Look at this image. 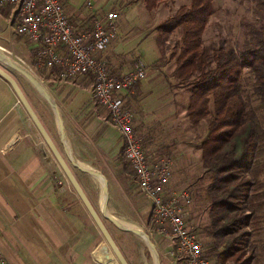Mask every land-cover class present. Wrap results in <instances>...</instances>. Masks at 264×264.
Wrapping results in <instances>:
<instances>
[{
  "label": "rangeland",
  "instance_id": "rangeland-1",
  "mask_svg": "<svg viewBox=\"0 0 264 264\" xmlns=\"http://www.w3.org/2000/svg\"><path fill=\"white\" fill-rule=\"evenodd\" d=\"M83 1V7L92 8L96 4L103 12L112 10L118 13L116 41L119 52L115 59L106 55L113 72L123 73L135 68L138 65L134 61L139 58L142 62L143 56L148 62L146 77L127 94V101L135 114L136 133L150 152L174 159V188L188 186L192 189L191 223L212 264H232L231 259L223 262V258L218 257L222 247L213 251V240L209 236V200L202 190L209 183V176L203 167L202 141L213 116V103H210L211 113L200 122L190 120L187 109L192 78L184 80L176 72L177 57L183 45L182 27L173 30L161 27L172 16L190 6L191 0H163L153 8L147 7L146 0H91L94 2L91 5L88 3L90 0ZM4 8L8 7L0 6V50L38 78L57 104L65 125L64 141L67 142L69 156L88 161L108 180V212L137 224L154 243L151 249L140 235L124 230L103 217L130 264H156V256L160 264H177L175 241L156 234L151 227L148 199L140 191L125 158L120 130L113 125L107 109L94 96V78L78 75L63 79L57 76L55 70L38 66L29 40L15 33L14 20L1 16ZM263 17L264 0H214L213 13L202 34L203 44L211 55L223 48L240 49L246 38L262 27ZM0 65L17 79L55 142L62 145L53 107L21 72L1 61ZM0 91L3 93L4 109L17 107L21 110V119L28 114L12 86L1 75ZM31 123L34 124L33 121ZM34 127L36 138L41 137L40 141H44L48 153H52L35 124ZM63 150L75 176L102 214L101 181L73 165ZM52 169L61 176L63 201L69 205L78 204L90 215L60 164L58 166V161L56 164L52 162ZM261 229L262 232L254 236L253 241L256 245L254 252L259 255L260 263H264V224ZM106 252L112 253L115 263L120 264L108 244Z\"/></svg>",
  "mask_w": 264,
  "mask_h": 264
},
{
  "label": "trees",
  "instance_id": "trees-1",
  "mask_svg": "<svg viewBox=\"0 0 264 264\" xmlns=\"http://www.w3.org/2000/svg\"><path fill=\"white\" fill-rule=\"evenodd\" d=\"M161 1L146 0L147 7ZM213 10L214 0H191L161 27H182L176 72L184 80L192 78L190 120L200 122L213 103L202 141L209 176L202 190L209 200L213 251L222 247L218 257L223 262L264 264L253 241L264 224V17L262 27L240 49L223 48L211 55L202 34ZM134 62L141 63L139 58Z\"/></svg>",
  "mask_w": 264,
  "mask_h": 264
},
{
  "label": "built area",
  "instance_id": "built-area-1",
  "mask_svg": "<svg viewBox=\"0 0 264 264\" xmlns=\"http://www.w3.org/2000/svg\"><path fill=\"white\" fill-rule=\"evenodd\" d=\"M0 6L14 9L15 33L29 40L38 66L55 70L63 79L78 75L94 78V96L120 130L125 158L148 199L151 227L156 234L175 241L177 264H212L191 223L192 189L174 188V159L150 152L136 133L127 94L146 77V66L118 73L106 58L105 52L117 36L118 13L97 14L90 24L77 26L63 0H0ZM0 264H10L1 250Z\"/></svg>",
  "mask_w": 264,
  "mask_h": 264
},
{
  "label": "crops",
  "instance_id": "crops-1",
  "mask_svg": "<svg viewBox=\"0 0 264 264\" xmlns=\"http://www.w3.org/2000/svg\"><path fill=\"white\" fill-rule=\"evenodd\" d=\"M63 2L77 26L105 13L96 4L83 7V0ZM2 15L13 20L14 9L4 8ZM117 38L118 34L105 52L107 57L118 55ZM142 62L148 64L144 56ZM2 97L0 91L1 252L10 264H116L92 216L78 204L63 201L61 176L52 169L57 160L41 137L36 138L29 115L21 119L17 107L4 109ZM56 144L62 151V145Z\"/></svg>",
  "mask_w": 264,
  "mask_h": 264
},
{
  "label": "water",
  "instance_id": "water-1",
  "mask_svg": "<svg viewBox=\"0 0 264 264\" xmlns=\"http://www.w3.org/2000/svg\"><path fill=\"white\" fill-rule=\"evenodd\" d=\"M0 61L8 64L9 66L13 67L17 71L21 72L48 99V101L50 102V104L52 105V107L56 113L60 137L62 140H65L66 139L65 125H64V121H63V118L61 116L60 110H59L57 104L54 103L53 100L51 99L49 92L43 86L41 81L38 78H36L30 71H28V69L19 65V63H17V61H15L10 55L4 53L2 50H0ZM0 75L6 81H8L9 84L14 89L19 100L21 101V103L25 107L26 111L28 112L30 118L34 122V124L37 127L38 131L40 132L41 136L43 137V139L45 140V142L49 146L51 152L53 153L56 160L58 161V163L62 167L63 171L65 172V174L69 178L70 182L72 183L73 187L75 188V190L78 193L79 197L81 198L82 202L84 203L87 210L89 211L90 215L92 216V218L96 222L101 233L103 234L104 238L106 239L107 243L109 244L111 250L115 254L118 262L120 264H130L127 257L125 256L122 249L120 248L119 244L117 243L114 236L112 235L109 228L107 227L103 217L111 220L112 222H114L116 225L123 228L124 230L134 232L138 235L142 234V233L146 234L148 237L147 242L152 249L154 247V243L150 239L149 235L143 229L127 227V226L123 225V223L119 220V218L117 216H115L114 214H110L108 212V180L104 177V175L101 172L93 169L92 167L87 168V167L83 166L79 160L73 159L71 156H69L72 163L74 165H76L79 169H81L85 172H88V173H90L96 177H102L103 178L104 182L102 184L101 193L104 194V197L102 200L100 197V201L102 203V214L97 210V208L95 207V205L90 200L87 193L85 192L84 188L80 184L79 180L75 176V174H74L69 162L67 161L66 157L64 156L63 152L57 146V144H56L55 140L53 139V137L51 136L50 132L48 131V129L44 125L43 121L41 120V118L39 117V115L37 114L35 109L33 108L30 101L28 100L23 89L19 85L17 79L7 69H5L1 65H0ZM64 144H65V149L69 154V151L67 149V142L65 141ZM155 255H156V253H155ZM156 264H160L158 256H156Z\"/></svg>",
  "mask_w": 264,
  "mask_h": 264
},
{
  "label": "bare ground",
  "instance_id": "bare-ground-1",
  "mask_svg": "<svg viewBox=\"0 0 264 264\" xmlns=\"http://www.w3.org/2000/svg\"><path fill=\"white\" fill-rule=\"evenodd\" d=\"M81 162V164L83 165V166H85V167H87V168H91V165H90V163L88 162V161H85V160H82V161H80ZM99 178V181H101V183L103 184V178L102 177H98ZM101 200L103 199V197H104V194L103 193H101ZM119 220L123 223V225H125V226H127V227H131V228H139V229H141V227H139L137 224H135L134 222H132V221H130V220H128V219H126V218H124V217H119ZM140 235V237L143 239V240H147V235L146 234H144V233H142V234H139Z\"/></svg>",
  "mask_w": 264,
  "mask_h": 264
},
{
  "label": "flooded vegetation",
  "instance_id": "flooded-vegetation-1",
  "mask_svg": "<svg viewBox=\"0 0 264 264\" xmlns=\"http://www.w3.org/2000/svg\"><path fill=\"white\" fill-rule=\"evenodd\" d=\"M43 95V94H42ZM44 96V95H43ZM51 96V95H50ZM44 98L48 101V99L44 96ZM52 99V98H51ZM48 103L50 104V102L48 101ZM51 105V104H50ZM52 106V105H51ZM55 115H56V113H55ZM59 134H60V132H59ZM60 139H61V137H60ZM62 142V147H63V151H64V153L67 155V157H68V159H69V161H71V159H70V157H69V154H68V152L66 151V149H65V141L64 140H62L61 141ZM72 162V161H71ZM74 165V164H73ZM76 166V165H75Z\"/></svg>",
  "mask_w": 264,
  "mask_h": 264
}]
</instances>
